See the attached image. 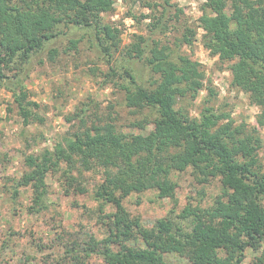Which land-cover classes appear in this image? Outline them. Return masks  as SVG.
Segmentation results:
<instances>
[{"label":"trees","instance_id":"1","mask_svg":"<svg viewBox=\"0 0 264 264\" xmlns=\"http://www.w3.org/2000/svg\"><path fill=\"white\" fill-rule=\"evenodd\" d=\"M115 0H0V89L13 93L26 124L31 116L24 79L25 65L54 38L58 28L74 27L93 32L98 50L111 64L119 51L121 31L103 20ZM204 32L202 44L222 64H228L232 85L245 92L251 104L261 109L264 125V0H206L198 18ZM195 31L187 29L180 42L191 45ZM75 49L78 40L71 41ZM148 52V56H146ZM56 55L52 51L51 57ZM129 58L144 60L158 78L152 89L137 84L134 72L124 67L121 78L126 106L153 111V129L147 134L117 130L112 124L85 126L57 141L52 150L28 155L27 171L12 185V196L21 188L32 192V210L47 209V176L62 170L67 193L76 184L71 172L77 165L89 172L102 169L104 178L94 191L100 219H106L107 235L89 238L84 255L72 254L74 263L94 253L105 264H169L171 252L194 264H241L244 251L257 249L264 240V170L258 163L261 141L228 115L205 108L191 118L178 102L192 94L194 81L204 78L200 65L179 56L173 60L165 46L146 44L143 36L127 46ZM14 66L9 77L5 71ZM194 97V95H193ZM224 120L225 123H221ZM192 169L204 180L219 179L221 194L211 206L186 207L183 219L189 227L161 220L152 228L132 217L124 200L133 193L155 190L160 199H173L175 172ZM64 184V183H62ZM67 186V187H66ZM110 205L112 212L103 207ZM141 240L145 249L129 244ZM89 250V252H88ZM73 252V250H72Z\"/></svg>","mask_w":264,"mask_h":264},{"label":"rangeland","instance_id":"2","mask_svg":"<svg viewBox=\"0 0 264 264\" xmlns=\"http://www.w3.org/2000/svg\"><path fill=\"white\" fill-rule=\"evenodd\" d=\"M205 2L115 0L113 11L103 15L105 23L121 31L120 48L111 64L96 47L92 31L61 25L59 35L24 67L21 77L27 101L37 105L29 107L31 116L26 124L14 92L0 89V264H105L93 252L80 262L72 259V254L84 255L90 237L101 240L107 235V220L100 219V204L93 197L103 182L102 169L86 172L77 165L71 172L77 181L70 193L65 190L69 188H65L62 170L50 173L46 179L47 209L40 213L30 210L31 189L21 188L13 197L12 185L27 171L26 156L52 150L62 137L82 127L80 119L87 127L109 123L132 134L147 135L153 129V111L127 107L123 87L131 86L121 76H108L110 67L118 74L127 67L134 72L138 85L154 87L158 76L146 62L126 55L127 46L137 36H143L148 45L167 47L173 60L184 56L200 65L204 78L192 83L195 92L180 99L177 107L191 118L212 108L228 115L234 126H242L248 133L255 129L261 141L258 163L264 170V125L258 122L261 109L232 85L229 65L220 63L203 46L204 32L198 27V18ZM187 29L195 31L191 45L180 42ZM74 40L78 44L72 49L70 42ZM52 51H56L53 58ZM13 69L12 65L5 71L9 77L16 73ZM172 180L176 183L173 199H160L155 190H148L127 197L125 208L144 227L152 228L161 220L189 227L190 219L182 218L184 209L211 206L222 191L219 179L204 180L192 169L173 173ZM103 210L112 212L113 208L108 205ZM129 244L145 249L141 240ZM164 255L169 264H194L171 252ZM241 264H264V240L257 249L244 251Z\"/></svg>","mask_w":264,"mask_h":264}]
</instances>
